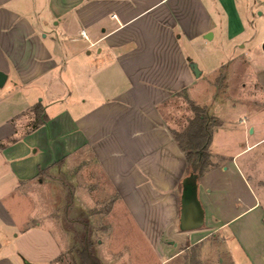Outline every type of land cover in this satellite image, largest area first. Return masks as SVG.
<instances>
[{
  "label": "crops",
  "instance_id": "0c3cea01",
  "mask_svg": "<svg viewBox=\"0 0 264 264\" xmlns=\"http://www.w3.org/2000/svg\"><path fill=\"white\" fill-rule=\"evenodd\" d=\"M39 1L0 0V70L8 74L0 87V264H53L62 255L52 226L45 228L56 249L43 263L30 255L29 234L43 226L31 224L36 210L20 208L31 196L23 189L42 184L37 179L40 169L85 149L119 195L147 247L158 253L156 264L171 263L194 247L206 248L226 224L263 207L264 173L256 174V168L253 180L235 158L250 148L264 152V121L254 113L255 125L249 129L258 136L226 164L215 159L225 156L214 151L215 132L224 127L219 119L210 146L213 164L198 180L206 225L165 239L171 226L179 227L181 184L187 175V160L174 138L166 106L183 90L195 101L190 89L198 76L191 65L198 45L218 38L227 51L235 45L251 49L250 26L264 22V0ZM262 58L256 80L264 91V51ZM37 104L48 120L33 128V117L24 127ZM261 106L264 112V101ZM235 174L253 201L237 193L233 210L229 195L236 188L229 180ZM263 216L258 217L260 226ZM228 259L231 256L220 257L219 264ZM108 260L137 264L123 256Z\"/></svg>",
  "mask_w": 264,
  "mask_h": 264
},
{
  "label": "rangeland",
  "instance_id": "374dc122",
  "mask_svg": "<svg viewBox=\"0 0 264 264\" xmlns=\"http://www.w3.org/2000/svg\"><path fill=\"white\" fill-rule=\"evenodd\" d=\"M39 2L43 3V0ZM250 29L253 30L252 35L248 36L254 41L251 49L235 45L227 51L216 38L213 42L207 41V45H198L194 52L195 63L204 73L190 89L191 97L196 104L208 107L209 116L224 122L220 132H215L214 151L225 155L216 156L215 159L218 162L226 160V164H231L232 157L247 147L246 143L252 144L258 136L257 132L253 134L249 129V126L254 124V113L257 114L259 122L264 121L261 108L264 91L256 80V69L263 64L264 41L261 43L260 40L264 35V22L251 25ZM257 29L258 35L255 31ZM234 43L239 44V40ZM255 45L258 46V53ZM243 55L252 60L253 64ZM177 96L176 101L166 106L167 119L175 125L173 131L183 132L194 118L195 112L187 90L181 91ZM32 113V116L26 119L24 127L33 122V117L34 121L36 120L35 113ZM245 118L247 120H244ZM216 128L219 129L215 126L213 131L217 130ZM235 163L246 168V172L254 180L256 168V174L264 173L261 168V165H264V152L254 148L247 149L235 158ZM216 175L215 171L211 172L210 179H213L214 183ZM222 175L223 178L228 177L225 173ZM231 179L229 181L234 183L236 191L233 189V194L229 195V204L235 210L234 204L237 200L234 197H238L237 193L245 196L247 202L253 201V198L237 174ZM226 181L223 180V184H226ZM41 182L42 184L35 182L23 189L31 193V196L28 201L22 200L20 205L23 210H36L33 214L37 215L31 218V224H36L37 221L43 226L32 230L29 234L31 237H25V240L30 237V242H27L31 246L30 255L35 260L43 263L50 250L53 252L56 249V243L51 244L49 233L46 231L48 226H52L64 250L53 264H85L80 251L81 240L85 234L84 223H88V235L93 242L92 250L103 264H110V257L115 259L122 256L133 259L137 264H141L142 259L148 260L144 264L157 263L155 257L159 258L158 253L154 254L148 248L143 234L119 200V195L87 149L66 160L64 164L54 167ZM70 190L74 194L72 204H69ZM114 207V214L111 215ZM262 208L264 209V201ZM262 208L246 212L226 224L222 232L210 238L211 244H207L206 248H191L168 264H219L220 257L225 258L226 255L232 258V263L228 259L227 264H264V226H260L258 219L264 213ZM67 209L69 217L65 215ZM112 226L114 231L111 230ZM173 233L179 238L183 232L173 225L167 231L165 239L173 238Z\"/></svg>",
  "mask_w": 264,
  "mask_h": 264
},
{
  "label": "trees",
  "instance_id": "16d2710c",
  "mask_svg": "<svg viewBox=\"0 0 264 264\" xmlns=\"http://www.w3.org/2000/svg\"><path fill=\"white\" fill-rule=\"evenodd\" d=\"M193 111L195 112L194 118L190 121L189 126L183 132L173 131L174 138L181 146L185 158L187 160V175L192 173L201 174L207 167L213 164L212 153L210 146L213 138V128L220 125L219 119L211 117L208 114V108L196 104L190 99ZM36 120L34 121L33 128L44 124L48 117L43 115L44 109L41 104H37L34 107ZM3 146V145H2ZM65 158L59 159L48 168L40 169L37 179L43 180L45 176H48L50 170L54 167L64 164ZM63 183H65L63 181ZM182 188V184H181ZM69 204H72L74 199L73 191L70 190L68 193ZM69 209V208H68ZM68 209L65 213L66 217H69ZM85 234L81 240V256L85 264H103L100 258L94 254L92 247L93 242L89 238V224L84 223Z\"/></svg>",
  "mask_w": 264,
  "mask_h": 264
},
{
  "label": "water",
  "instance_id": "95a60500",
  "mask_svg": "<svg viewBox=\"0 0 264 264\" xmlns=\"http://www.w3.org/2000/svg\"><path fill=\"white\" fill-rule=\"evenodd\" d=\"M211 34L208 36L210 37ZM264 48V45H263ZM196 76H200L202 71L196 63L191 65ZM8 80V74L0 70V87L4 86ZM253 131V129H251ZM199 174L192 173L185 175L182 180L181 208L179 217V228L182 231L200 229L206 225V211L199 194Z\"/></svg>",
  "mask_w": 264,
  "mask_h": 264
},
{
  "label": "built area",
  "instance_id": "2783aa9c",
  "mask_svg": "<svg viewBox=\"0 0 264 264\" xmlns=\"http://www.w3.org/2000/svg\"><path fill=\"white\" fill-rule=\"evenodd\" d=\"M81 34H82L83 37L87 38L85 30H82Z\"/></svg>",
  "mask_w": 264,
  "mask_h": 264
}]
</instances>
